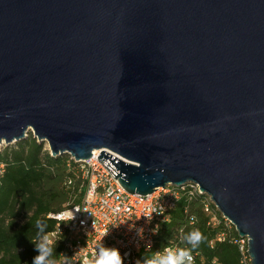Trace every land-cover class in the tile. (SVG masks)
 I'll return each instance as SVG.
<instances>
[{
	"label": "water",
	"instance_id": "95a60500",
	"mask_svg": "<svg viewBox=\"0 0 264 264\" xmlns=\"http://www.w3.org/2000/svg\"><path fill=\"white\" fill-rule=\"evenodd\" d=\"M30 133L198 184L264 264V0H0V143Z\"/></svg>",
	"mask_w": 264,
	"mask_h": 264
},
{
	"label": "trees",
	"instance_id": "16d2710c",
	"mask_svg": "<svg viewBox=\"0 0 264 264\" xmlns=\"http://www.w3.org/2000/svg\"><path fill=\"white\" fill-rule=\"evenodd\" d=\"M47 145L30 133L19 147L0 149V264H32L37 255L33 243L38 232L36 220H44L46 231L51 232L56 220L48 215L81 199L79 164L66 153L53 155ZM211 214L205 211L203 196L192 199L184 194L167 219L161 221L155 246L141 251L138 259L168 245L189 247L183 236L195 228L206 237L193 253L195 264H243L239 233L231 227L228 237L218 240L217 235L226 230V222L211 224ZM65 240L66 234L57 243V260L65 249Z\"/></svg>",
	"mask_w": 264,
	"mask_h": 264
},
{
	"label": "built area",
	"instance_id": "2783aa9c",
	"mask_svg": "<svg viewBox=\"0 0 264 264\" xmlns=\"http://www.w3.org/2000/svg\"><path fill=\"white\" fill-rule=\"evenodd\" d=\"M100 153V150H96L91 158L81 161L66 153L71 160L79 164V177L82 180L80 190L82 189L83 193L79 202L72 201L62 211L48 215L55 220L58 214L65 211H71L75 215L74 220L62 223L60 228L58 224L61 222L56 220V226L51 231L58 234L61 231L60 238L66 234L65 249L58 262L68 256L72 258L73 264H79L82 255L80 249L91 258L103 244L119 249L125 264H135L141 251H150L155 246L161 221L165 220V217L167 219V214L176 207L184 194L192 199L204 197L205 211L212 213L211 224L226 222V230L217 235L218 240H225L231 227L237 230L232 221L220 211L212 197L198 184H167L151 194L131 193L100 161ZM72 182L71 179L69 183ZM161 206L165 208L164 214L152 213L151 221L145 217L149 208L159 210ZM239 237L241 261L243 264H252V257L248 252L249 237Z\"/></svg>",
	"mask_w": 264,
	"mask_h": 264
},
{
	"label": "clouds",
	"instance_id": "9594fccd",
	"mask_svg": "<svg viewBox=\"0 0 264 264\" xmlns=\"http://www.w3.org/2000/svg\"><path fill=\"white\" fill-rule=\"evenodd\" d=\"M164 212L165 208L163 206L159 210L149 208L147 210L148 214L145 217L151 221L153 217L152 213L164 214ZM55 218L61 222L58 224L60 228L62 223L74 220L75 215L71 211H65L58 214ZM191 220L195 222L196 217L193 216ZM35 226L38 232L33 243L35 244L37 255L33 257L32 264H73L71 257L64 256L61 262H58L55 258V249L58 241L61 240V231L59 234L55 231H46L47 224L42 219H37ZM205 239L206 237H204L203 233L199 229L194 228L183 236V242L189 247H165L162 251L159 250L144 255L142 259L136 260L135 264H195L193 253L199 249ZM80 252L82 255L79 264H125L124 257L121 255L119 249L115 247H107L102 244L98 247L97 252L92 254L91 258L84 253L83 249H80ZM213 264H215V261H213Z\"/></svg>",
	"mask_w": 264,
	"mask_h": 264
},
{
	"label": "rangeland",
	"instance_id": "374dc122",
	"mask_svg": "<svg viewBox=\"0 0 264 264\" xmlns=\"http://www.w3.org/2000/svg\"><path fill=\"white\" fill-rule=\"evenodd\" d=\"M28 138V137H27ZM22 140L20 141H17V142H13V143H10V144H6V143H0V149H4L5 147H13V148H17L19 147V143L21 142ZM46 143V142H45Z\"/></svg>",
	"mask_w": 264,
	"mask_h": 264
}]
</instances>
